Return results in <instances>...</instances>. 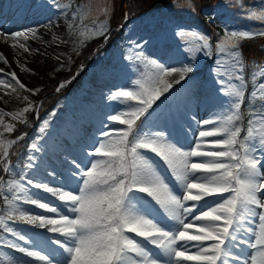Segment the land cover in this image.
I'll use <instances>...</instances> for the list:
<instances>
[{
	"label": "snow or ice",
	"instance_id": "6c2138e0",
	"mask_svg": "<svg viewBox=\"0 0 264 264\" xmlns=\"http://www.w3.org/2000/svg\"><path fill=\"white\" fill-rule=\"evenodd\" d=\"M42 3L68 17L67 29L77 37L74 51L84 46L86 33L89 40L108 38L107 18L83 28L79 6L72 8L68 0ZM186 6L196 10L194 0H186ZM240 7L243 11L245 5ZM100 11L107 17L106 7ZM245 15L264 21V11ZM207 20L214 24L215 14L208 13ZM173 35L180 46L170 49L166 59L147 53V41L129 38V47L137 49L128 58L136 61L131 65L135 78L110 89L107 97L123 107L71 151L54 140L49 145L45 134L52 121L45 118L30 144L32 154L17 171L10 150L23 136L5 139L4 133L13 132L14 125L5 123L4 117L27 124L25 114L37 110L27 96L21 110H0V246L31 258L0 253V264H264V79L257 82L264 77V67L246 78L248 62L242 52V42L264 37V27L252 31L225 23L222 34L210 36L177 25ZM0 38L22 50L17 55L41 52L22 42L37 38L35 29L0 31ZM53 41L67 42L59 34ZM202 57L212 61L211 87L197 94L192 86ZM56 58L61 60V55ZM0 61L9 63L3 53ZM7 75L10 81L0 79L5 95L8 89L18 98V90L39 93L27 89L16 73ZM249 79L254 87L246 104ZM71 82H60L56 91ZM174 85L186 89V102L175 108L166 103ZM194 102L208 112L206 118H197ZM242 108L251 114L246 129ZM48 115L54 118L57 113ZM173 129L184 136L191 133L192 147L184 148ZM45 176L57 180V185ZM32 189L55 197L62 207ZM29 204L52 215L22 207Z\"/></svg>",
	"mask_w": 264,
	"mask_h": 264
},
{
	"label": "rangeland",
	"instance_id": "374dc122",
	"mask_svg": "<svg viewBox=\"0 0 264 264\" xmlns=\"http://www.w3.org/2000/svg\"><path fill=\"white\" fill-rule=\"evenodd\" d=\"M72 8L80 7V17L83 19V28L93 27V22L96 20L103 21L107 18L109 33L108 38L98 37L95 39H88L87 33L85 35L84 46L96 41H103V46L108 43L110 34L112 33L110 24V14L112 11L111 0H68ZM245 5L244 10H241L240 5ZM108 9L107 17L100 11L102 8ZM196 9V8H195ZM264 11V0H220L207 9L201 10L200 13L195 10L191 11L186 6V0H183L179 6L170 7L161 11H155L131 21H127L125 26L120 30L117 38L112 43L108 51L104 53H95L94 57L90 59L91 63L80 68L84 75L76 84L72 86L71 91L67 90L60 92L57 99L52 106L38 118L43 105L48 101V95L41 96V90L49 87H54V80L66 76L71 72L75 65L79 51H74V41L77 37L69 33L67 25L69 19L61 15L52 6L42 3V0H0V31L16 32L24 31L26 29H35L37 31V38H30L26 43L31 48H38L40 53H32L31 55L25 53L24 55H17V52L22 51L19 48L13 49L10 47L12 41L5 42L0 38V53H3L9 63L4 64L0 61V79L11 80L8 73H16L17 78L26 86L27 89H39V93L33 95L31 92L19 91V98L16 93H11L8 89L9 95H5V87L0 86V110L7 112H16L27 106V102L23 100L24 96L32 102L33 107L37 110L35 112L29 111V115L25 114L28 119L27 124L12 120L11 117L5 116V123L14 125V131L11 133H4L5 139H16L18 136H23L22 147L19 152L15 154V158H11L13 164L17 165V171L23 168L26 163V158L32 154L29 152L30 144L39 135V127L43 123V119L47 118L52 121L48 133L45 135L49 138V145L54 140L57 144L69 149L70 151L77 144L78 140L85 137L87 134L96 130L102 121H105L107 116L111 114L116 108L123 107L118 103L109 100V90H116L120 86L127 85L130 78L134 79V69L131 65L136 63L135 60H129V57H134L136 48L129 47L130 37L135 41L144 43L148 42L145 51L153 57H160L166 59V54L170 49H176L180 46V41L173 35L174 29L177 25H182L186 28H196L200 31L212 36L213 33L222 34L223 26L229 23L231 27L238 29H251L258 31L264 27V21H257L255 19L247 18L245 12H255L257 15ZM214 13L216 20L214 24H210L207 20L208 13ZM71 10L68 15L70 16ZM81 23L80 20L77 21ZM119 30V31H120ZM55 34L61 35L67 42L57 45L53 41ZM215 39V37H213ZM41 53H46L42 55ZM61 55V60H57V55ZM63 61V63H62ZM81 64V63H80ZM20 65L28 71H22ZM212 61L201 58L199 63V71L195 73L197 83L192 86L197 94H201L205 87H211L212 74L210 68ZM264 67V65L262 66ZM260 70V69H259ZM78 75V74H77ZM76 75V77H77ZM76 77L72 81L76 80ZM264 79V77H259ZM207 82V84H205ZM14 83V82H13ZM71 84V83H70ZM69 85V84H67ZM67 87V86H66ZM179 90V91H177ZM186 89H182L180 85H174L172 95L169 101L175 108L177 105L183 106L186 102ZM173 97H175L173 99ZM259 103L260 101L257 100ZM163 107V106H162ZM55 111L57 115L53 118L48 114ZM193 111L198 119H204L208 116V112L201 106L193 105ZM195 128V124H192ZM113 127H124L121 125H113ZM187 127V125H185ZM30 129L28 134L26 130ZM3 129H0L2 131ZM176 132L177 140L184 148L192 147L191 141L195 137L189 133L184 136L178 129H173ZM243 136V135H242ZM217 139V138H210ZM19 142V140H18ZM43 143V141H41ZM16 145L10 150V157L13 156ZM36 155H41L36 153ZM200 159V158H193ZM57 172L61 171L60 166H56ZM167 174V173H166ZM36 178V177H34ZM45 179L51 185H57V180L50 176H45ZM169 182L173 183L171 178ZM32 191H39L42 199L62 207L61 202L55 197L44 193L40 189H32ZM37 193V192H36ZM229 195V194H226ZM192 204L194 202H188ZM31 212L51 216L50 213H43V210L35 208L33 205H22ZM3 208V202L0 201V209ZM11 223V222H10ZM18 227L29 229L31 226L16 222ZM33 231H43L41 229H33ZM132 235V234H130ZM140 239V238H137ZM149 247H151L149 245ZM0 253L11 255L21 259H28L23 257V254L15 252L6 246H0ZM32 264H39L33 261ZM192 264V262H186Z\"/></svg>",
	"mask_w": 264,
	"mask_h": 264
},
{
	"label": "trees",
	"instance_id": "16d2710c",
	"mask_svg": "<svg viewBox=\"0 0 264 264\" xmlns=\"http://www.w3.org/2000/svg\"><path fill=\"white\" fill-rule=\"evenodd\" d=\"M112 1V11L110 14V28L111 34L109 37V41L103 48H108L110 43L118 36V32L120 33V27L122 26L125 19H132L138 16H141L146 13H150L153 11H160L162 9L168 7H177L181 4L183 0H111ZM220 0H194L195 8L198 13L205 8H209L212 4L216 3ZM127 14V16H125ZM103 46V41H96L92 42L91 44L86 45L82 49H80V53L77 56V60L75 65L72 67L70 73L66 76L59 77L54 80V87L52 86L51 89L44 88L41 90V96L44 97L48 95V101L43 105H49L54 98V92L60 82L67 81L70 77L74 76L75 73L78 71L79 67L85 65L89 62V59L92 55ZM242 52L245 61L248 63L246 64L245 75L246 78H249L253 71H258L264 65V37L257 36L252 39H248L242 42ZM81 63V64H80ZM79 79V78H78ZM258 82V80H257ZM254 87L251 79H249V83L247 86L246 96H245V103L248 102V93ZM259 104L258 101H256ZM242 112L245 113L243 119V127L247 128V120L251 118V114L247 113L244 108L241 109ZM239 123V122H238ZM243 132V131H242ZM16 151V148L13 152Z\"/></svg>",
	"mask_w": 264,
	"mask_h": 264
}]
</instances>
